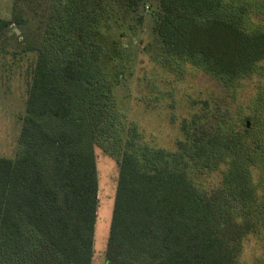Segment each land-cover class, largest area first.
I'll use <instances>...</instances> for the list:
<instances>
[{"label": "trees", "instance_id": "16d2710c", "mask_svg": "<svg viewBox=\"0 0 264 264\" xmlns=\"http://www.w3.org/2000/svg\"><path fill=\"white\" fill-rule=\"evenodd\" d=\"M15 1L0 38L27 24ZM156 2L164 55L253 92L210 130L183 120L174 149L158 147L125 105L128 46L141 40L121 16L144 1L48 0L23 38L35 63L18 147L0 157V264H92L95 147L118 164L105 264H238L244 239L264 228V0Z\"/></svg>", "mask_w": 264, "mask_h": 264}, {"label": "rangeland", "instance_id": "374dc122", "mask_svg": "<svg viewBox=\"0 0 264 264\" xmlns=\"http://www.w3.org/2000/svg\"><path fill=\"white\" fill-rule=\"evenodd\" d=\"M138 12L121 16L124 28L131 26L140 33V42H132L128 53L133 59L132 75L128 78L130 99L129 119L136 122L145 137L154 145L172 150L177 139L183 136L179 123L196 120L198 132L210 130L224 108L233 102L246 103L253 92L252 83L241 81L229 89L220 81L186 62L174 63L159 48L153 36L156 0H143ZM19 13L27 22L22 28L12 24L16 36L5 33L0 38V157L12 158L18 147L21 121L25 113L35 53L26 50L27 42L42 21L48 0H19ZM17 5L15 0H0V19L12 20ZM146 6L148 9H146ZM138 16L143 17L139 23ZM23 33V34H22ZM128 54V55H129ZM174 68V69H173ZM234 97V99H233ZM230 108V109H234ZM209 113L210 119L198 122ZM98 177L97 213L93 238L92 264H105L112 211L118 177V164L99 147H95ZM212 179H216L214 176ZM264 257V228L244 239L238 264H258Z\"/></svg>", "mask_w": 264, "mask_h": 264}, {"label": "water", "instance_id": "95a60500", "mask_svg": "<svg viewBox=\"0 0 264 264\" xmlns=\"http://www.w3.org/2000/svg\"><path fill=\"white\" fill-rule=\"evenodd\" d=\"M246 126L249 127V123H247Z\"/></svg>", "mask_w": 264, "mask_h": 264}, {"label": "built area", "instance_id": "2783aa9c", "mask_svg": "<svg viewBox=\"0 0 264 264\" xmlns=\"http://www.w3.org/2000/svg\"><path fill=\"white\" fill-rule=\"evenodd\" d=\"M146 9H148V7L146 6Z\"/></svg>", "mask_w": 264, "mask_h": 264}]
</instances>
